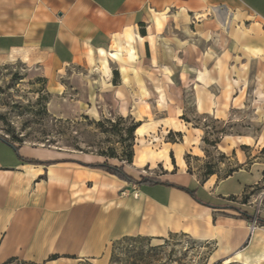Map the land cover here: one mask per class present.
Instances as JSON below:
<instances>
[{
	"label": "crops",
	"instance_id": "obj_1",
	"mask_svg": "<svg viewBox=\"0 0 264 264\" xmlns=\"http://www.w3.org/2000/svg\"><path fill=\"white\" fill-rule=\"evenodd\" d=\"M213 7L230 10L237 24L249 21L246 29L251 32L262 29L253 38L263 51L264 0H0V59L30 55L37 67L47 69L56 89L67 83L78 93L72 106L80 108L90 84L82 73L95 61L108 59L101 53L112 50L113 44L124 46L127 32L134 37L133 63L144 64L146 45L152 53V37L190 25V19L203 17ZM179 67L185 69L183 63ZM181 69L178 86L168 82L160 88L164 97L172 85L183 91L213 84L207 68L195 66L192 74ZM69 156L16 145L0 134V263L12 258L8 264H109L108 246L114 240L143 236L159 243L180 233L210 244V258L222 260L249 238L257 210L243 207L252 214L248 216L233 207L246 205L239 200L250 184L239 171L200 181L185 162L175 167L171 160V168L159 162L164 172L158 177L169 184H134L76 160L59 161Z\"/></svg>",
	"mask_w": 264,
	"mask_h": 264
},
{
	"label": "rangeland",
	"instance_id": "obj_2",
	"mask_svg": "<svg viewBox=\"0 0 264 264\" xmlns=\"http://www.w3.org/2000/svg\"><path fill=\"white\" fill-rule=\"evenodd\" d=\"M214 18L211 10L190 19V25L152 37V53L146 45L144 64L102 54L116 62L95 61L82 73L90 84L80 108L72 106L78 93L67 83L56 89L47 69L37 67L30 55L0 59V134L16 145L100 161L99 153H113L117 158L109 160H121L137 177L161 175L159 162L168 168L172 162L175 167L185 162L200 181L210 177L212 182L234 171L248 179L239 200L246 205L233 207L250 205L257 219L244 247L231 257L213 260L210 244L180 233L159 243L143 236L114 240L108 246L109 264H264V49L253 38L263 31L251 32L246 29L249 21L237 24L234 17L223 29ZM195 66L210 70L209 88L182 91L172 85L162 98V86L177 85L178 71L192 74ZM181 77L185 79L183 73ZM133 123L139 125L131 137ZM130 150L128 163L123 158Z\"/></svg>",
	"mask_w": 264,
	"mask_h": 264
},
{
	"label": "trees",
	"instance_id": "obj_3",
	"mask_svg": "<svg viewBox=\"0 0 264 264\" xmlns=\"http://www.w3.org/2000/svg\"><path fill=\"white\" fill-rule=\"evenodd\" d=\"M138 123H133L129 128H128V133L129 136H133V132L136 129V127L138 126ZM18 147H15V149H17ZM132 150L127 151V153L124 156V160L128 163H130L132 161ZM99 156L103 157V159L100 160H95L92 157L90 158L89 156V160L88 161H83L78 159L77 157H75V155L69 156V157H65L62 159H59V161H64V160H76L82 164H85L87 166H92V167H97V168H101L103 170H105L106 172L115 175L117 178L124 180L126 182L129 183H134V184H140L142 182H166L167 181H162L158 176H148V175H142V174H138V177L135 175V171L128 169L124 163H122L121 160H118V163H113L111 162L109 159H113V158H117L116 155H114L113 153H99ZM74 156V157H73ZM34 162H40L38 160H31ZM209 174H212L213 171H209ZM169 184V183H167ZM192 192V191H191ZM237 210H239L242 214L244 215H248L251 216L252 214H250L249 212L242 210L240 208L237 207ZM126 238V237H124ZM12 261V258L2 262L0 264H8Z\"/></svg>",
	"mask_w": 264,
	"mask_h": 264
},
{
	"label": "bare ground",
	"instance_id": "obj_4",
	"mask_svg": "<svg viewBox=\"0 0 264 264\" xmlns=\"http://www.w3.org/2000/svg\"><path fill=\"white\" fill-rule=\"evenodd\" d=\"M212 12H213V15L215 16L218 24L223 29H226L228 27L230 21H231V17H232L231 11L226 10V9L223 10V9L218 8V7H213ZM156 26H160L159 22H156ZM136 37L139 38V35H137ZM133 42H134V37L132 35V32L131 33L127 32L126 33V43L123 46L124 47L123 49H121V46H117V44H116V48L109 50V51H106V52H102L101 54H105L108 58H112L114 60L124 58L127 61H133L137 58V54H136L135 48L133 46ZM91 62H93V61L91 60ZM160 93H161L160 95L162 96V98H164L163 93L161 91H160Z\"/></svg>",
	"mask_w": 264,
	"mask_h": 264
},
{
	"label": "built area",
	"instance_id": "obj_5",
	"mask_svg": "<svg viewBox=\"0 0 264 264\" xmlns=\"http://www.w3.org/2000/svg\"><path fill=\"white\" fill-rule=\"evenodd\" d=\"M263 196H264V193H263ZM256 219H257L256 216L252 219V222L249 225V233H251L253 231V229L255 228Z\"/></svg>",
	"mask_w": 264,
	"mask_h": 264
}]
</instances>
